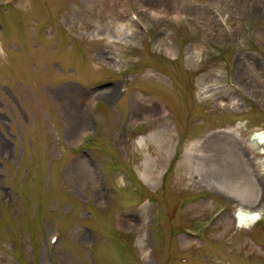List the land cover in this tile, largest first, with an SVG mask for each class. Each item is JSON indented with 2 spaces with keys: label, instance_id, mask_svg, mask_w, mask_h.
I'll use <instances>...</instances> for the list:
<instances>
[{
  "label": "rangeland",
  "instance_id": "rangeland-1",
  "mask_svg": "<svg viewBox=\"0 0 264 264\" xmlns=\"http://www.w3.org/2000/svg\"><path fill=\"white\" fill-rule=\"evenodd\" d=\"M256 132L264 0H0V264H264Z\"/></svg>",
  "mask_w": 264,
  "mask_h": 264
},
{
  "label": "bare ground",
  "instance_id": "bare-ground-1",
  "mask_svg": "<svg viewBox=\"0 0 264 264\" xmlns=\"http://www.w3.org/2000/svg\"><path fill=\"white\" fill-rule=\"evenodd\" d=\"M68 97L71 98L70 92H68ZM72 110H73L72 114L74 115L75 118L79 116L77 104L72 106ZM250 139L251 141H254V143L259 147L260 149L259 153H263L264 152V133L256 132L251 135ZM207 186L210 189H213L214 191H217L224 195L233 196L231 192L225 190L221 186L213 185L210 183L209 184L207 183ZM260 214H261V211H249L243 208H238L237 211H235L234 218L237 222V226L242 227V228H248L260 218Z\"/></svg>",
  "mask_w": 264,
  "mask_h": 264
}]
</instances>
